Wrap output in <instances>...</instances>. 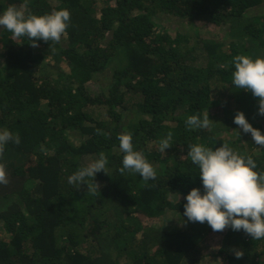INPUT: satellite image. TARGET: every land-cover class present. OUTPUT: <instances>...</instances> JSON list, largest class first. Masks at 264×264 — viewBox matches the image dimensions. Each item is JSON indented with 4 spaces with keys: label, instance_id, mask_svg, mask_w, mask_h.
Listing matches in <instances>:
<instances>
[{
    "label": "trees",
    "instance_id": "trees-1",
    "mask_svg": "<svg viewBox=\"0 0 264 264\" xmlns=\"http://www.w3.org/2000/svg\"><path fill=\"white\" fill-rule=\"evenodd\" d=\"M56 1L26 0L32 14L70 12L59 43L32 47L0 28V130L20 138L0 157L9 180L0 185V222L11 235H0V264H264V239L184 216L186 195L204 189L198 166L182 155L189 145L228 143L264 172V148L233 122L243 112L264 135L258 98L232 82L236 55L264 58V14L250 15L264 0H98V11L97 0ZM24 3L0 0V14ZM160 16L185 20L189 31H169ZM49 55L69 73L42 72ZM207 112L209 128L186 127L188 116ZM169 132L172 146L161 152ZM122 133L155 168L154 180L118 171ZM101 152L107 174H96L95 194L68 183ZM168 212L192 225L165 230Z\"/></svg>",
    "mask_w": 264,
    "mask_h": 264
},
{
    "label": "clouds",
    "instance_id": "clouds-1",
    "mask_svg": "<svg viewBox=\"0 0 264 264\" xmlns=\"http://www.w3.org/2000/svg\"><path fill=\"white\" fill-rule=\"evenodd\" d=\"M25 0L20 6L10 5L0 14V28L12 34L14 39L27 37L32 47H38L37 41L59 43L66 35L71 20L67 9L49 14L36 15L27 11ZM235 71L232 82L237 89L250 91L258 98V113L264 115V58L253 59L248 55H236L233 58ZM212 120L208 112L201 118L190 115L185 123L189 130L207 129ZM245 134H251L255 145L264 148V135L254 128L243 112H237L233 121ZM99 133V130H98ZM173 134L167 133L159 144V151L165 152L172 145ZM131 133L118 136L119 148L124 153L122 167L119 172H133L147 183L156 178V170L144 155L135 151ZM9 142L20 143L19 135H13L7 129L0 130V157L3 156L5 145ZM187 156L198 166L199 176L204 192L193 188L186 195L184 216L188 221L205 223L214 232H222L227 228L243 231L253 240L264 239V172L255 171L257 165L252 156H244L234 151L228 143L213 150L202 144L189 145ZM108 158L99 153V158L80 167L68 177L72 185H86L87 191L95 194L100 185L95 182L97 173L104 171ZM9 183L5 165L0 163V185ZM236 258L243 256L242 251H235Z\"/></svg>",
    "mask_w": 264,
    "mask_h": 264
},
{
    "label": "rangeland",
    "instance_id": "rangeland-1",
    "mask_svg": "<svg viewBox=\"0 0 264 264\" xmlns=\"http://www.w3.org/2000/svg\"><path fill=\"white\" fill-rule=\"evenodd\" d=\"M53 5H57L59 3V1L57 2L56 0H49ZM101 3L98 2L95 4L94 7H96L97 11L100 8ZM250 15H258V14H264V3L263 5H261L258 9H253ZM158 23L161 24L162 26H165L169 29V31L171 32H179V33H185L189 31V23L186 22L185 20L176 18V17H171V16H160L158 19ZM206 30H204L203 32V36H208L209 38H216L217 40H223L228 38V31L225 32V30H218L216 31L215 35L212 36L214 34V32L209 31L208 33L205 32ZM218 33H221L218 34ZM227 33V34H226ZM192 35L194 34L193 32L191 33ZM46 53H48L49 51H45ZM50 53V52H49ZM51 54V53H50ZM119 65L118 61H114L113 64L111 65V67L105 71V73L103 74L104 78L108 79L110 77V75L112 74V70H113V66H117ZM41 70L43 72V70L46 71H52V72H56L58 73L59 71L64 72L65 74L69 73V68L68 66H66L63 62L62 59L59 58L56 55H49L47 60H45L42 63L41 66ZM247 92V91H245ZM230 106H234V103L232 102V104ZM238 138V137H235ZM188 152L184 151V153H182V155L184 156L185 154H187ZM164 222V223H163ZM0 222V235L2 237H4L5 239H9L11 237V235L6 232L2 226H1ZM164 224V229L167 231H171V232H175V231H180L182 229H186L187 227H189L190 224L189 222L183 220L180 216L172 214L171 212H168V214L165 216V219L162 220V222ZM193 224H197L200 225V227H210L207 222L205 223H193ZM215 233H212L211 235H213ZM210 239V238H208ZM201 240V239H200Z\"/></svg>",
    "mask_w": 264,
    "mask_h": 264
}]
</instances>
